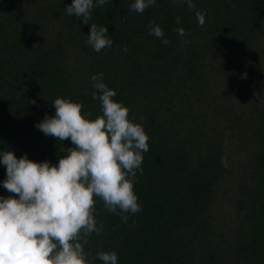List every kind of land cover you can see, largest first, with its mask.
Wrapping results in <instances>:
<instances>
[{
    "label": "trees",
    "instance_id": "trees-1",
    "mask_svg": "<svg viewBox=\"0 0 264 264\" xmlns=\"http://www.w3.org/2000/svg\"><path fill=\"white\" fill-rule=\"evenodd\" d=\"M72 2L0 0V153L57 165L75 145L36 125L56 98L102 115L90 77L103 73L149 151L134 183L141 211L123 222L96 198L104 228L85 245L91 264L100 251L117 264H264V0H156L142 14L135 0H108L89 24L66 14ZM91 23L108 28L111 48L87 44ZM6 178L0 163V197L18 198Z\"/></svg>",
    "mask_w": 264,
    "mask_h": 264
},
{
    "label": "clouds",
    "instance_id": "clouds-1",
    "mask_svg": "<svg viewBox=\"0 0 264 264\" xmlns=\"http://www.w3.org/2000/svg\"><path fill=\"white\" fill-rule=\"evenodd\" d=\"M107 3L73 0L65 11L89 24L93 8ZM177 3L195 9L192 0H172L173 6ZM155 4L156 0H135L130 11L142 14ZM195 16L203 26L205 13L196 11ZM176 22L180 23L179 17ZM148 28L149 35L163 38L155 21ZM176 31L182 38L186 35L183 28ZM162 42L169 43L167 39ZM113 43L107 27L91 23L87 44L95 52L111 48ZM122 50L127 52V47ZM103 75L90 77L95 89L92 99L100 102L102 115L90 119V112L82 114V104L56 98L51 104L55 115H46L36 125L46 136L61 142L70 139L75 145L57 165L34 162L26 154L18 159L14 152L0 153L7 175L3 188L18 197H0V264H91L92 253L85 251V245L93 233L101 235L104 228L95 218L96 198L105 211L119 215L123 222L129 220L127 214L141 211L134 183L137 170L143 173L149 137L142 125L129 120V109L114 101L117 93L103 82ZM221 164L228 166L227 157L221 158ZM95 258L103 264L118 261L114 251L97 252Z\"/></svg>",
    "mask_w": 264,
    "mask_h": 264
}]
</instances>
